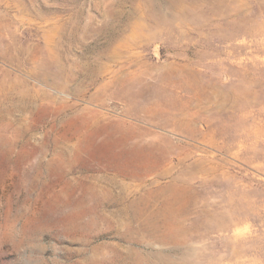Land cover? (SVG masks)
I'll return each instance as SVG.
<instances>
[{
    "label": "rangeland",
    "instance_id": "obj_1",
    "mask_svg": "<svg viewBox=\"0 0 264 264\" xmlns=\"http://www.w3.org/2000/svg\"><path fill=\"white\" fill-rule=\"evenodd\" d=\"M0 264H264V0H0Z\"/></svg>",
    "mask_w": 264,
    "mask_h": 264
}]
</instances>
